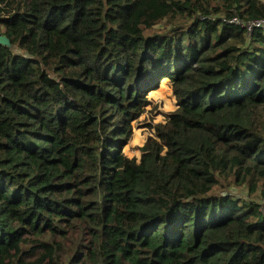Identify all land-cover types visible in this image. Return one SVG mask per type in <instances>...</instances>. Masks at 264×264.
<instances>
[{
  "label": "trees",
  "instance_id": "1",
  "mask_svg": "<svg viewBox=\"0 0 264 264\" xmlns=\"http://www.w3.org/2000/svg\"><path fill=\"white\" fill-rule=\"evenodd\" d=\"M262 0H0V264H264ZM165 23L167 29L155 31ZM176 110L140 158L161 82Z\"/></svg>",
  "mask_w": 264,
  "mask_h": 264
},
{
  "label": "rangeland",
  "instance_id": "2",
  "mask_svg": "<svg viewBox=\"0 0 264 264\" xmlns=\"http://www.w3.org/2000/svg\"><path fill=\"white\" fill-rule=\"evenodd\" d=\"M264 2V0H262ZM155 31H164L167 29L166 24L155 26ZM148 95L151 101L145 112L132 124V137L128 145L124 147V153L129 158H140V147L145 140L152 135L151 129L157 124L164 122L166 115L176 110L175 99L172 89L165 81L161 82L158 89ZM231 194L245 201L257 202L264 210V194L260 191L248 192L245 187L231 186Z\"/></svg>",
  "mask_w": 264,
  "mask_h": 264
},
{
  "label": "built area",
  "instance_id": "3",
  "mask_svg": "<svg viewBox=\"0 0 264 264\" xmlns=\"http://www.w3.org/2000/svg\"><path fill=\"white\" fill-rule=\"evenodd\" d=\"M233 24L239 25L246 29L248 35L251 34L255 29L264 28V20L249 21L247 23L241 22L239 19L234 18Z\"/></svg>",
  "mask_w": 264,
  "mask_h": 264
},
{
  "label": "water",
  "instance_id": "4",
  "mask_svg": "<svg viewBox=\"0 0 264 264\" xmlns=\"http://www.w3.org/2000/svg\"><path fill=\"white\" fill-rule=\"evenodd\" d=\"M0 45L10 47L9 41L5 36H0Z\"/></svg>",
  "mask_w": 264,
  "mask_h": 264
},
{
  "label": "crops",
  "instance_id": "5",
  "mask_svg": "<svg viewBox=\"0 0 264 264\" xmlns=\"http://www.w3.org/2000/svg\"><path fill=\"white\" fill-rule=\"evenodd\" d=\"M151 93H153V92H151Z\"/></svg>",
  "mask_w": 264,
  "mask_h": 264
}]
</instances>
